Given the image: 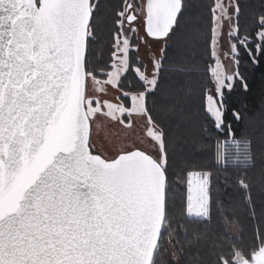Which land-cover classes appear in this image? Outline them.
I'll return each mask as SVG.
<instances>
[{"label": "snow or ice", "instance_id": "snow-or-ice-1", "mask_svg": "<svg viewBox=\"0 0 264 264\" xmlns=\"http://www.w3.org/2000/svg\"><path fill=\"white\" fill-rule=\"evenodd\" d=\"M98 9L91 0H0V264H204L198 249L186 250L174 239L171 251L161 244L164 231L172 228V183L167 134L156 120L148 115L156 156L133 146L108 158L94 154L91 140L99 116L123 122L125 113H150L148 95L159 89L165 70L177 79L191 71L178 62L166 67L164 49L159 58L153 56L151 73L129 57L137 23L143 22L145 44L146 37L170 40L185 4L124 0L116 13L110 63L103 68L90 59V21ZM241 10V0H213L210 9L215 65L209 66L213 88L205 91V100L217 129L226 118L224 92L236 83L248 87L239 71L240 49L253 64L264 59V0L254 33L259 42L241 38ZM226 24L234 41L232 68L217 48ZM130 71L142 82L133 93L121 88ZM90 83L97 94L89 92ZM110 87L130 97L133 106L105 98ZM233 115L240 119L238 112ZM250 145L247 139L233 140L232 158L218 155L217 162L250 165ZM212 175L186 172L189 219L211 218ZM239 184L250 188L245 179ZM217 247L215 264H264V235L249 249Z\"/></svg>", "mask_w": 264, "mask_h": 264}, {"label": "trees", "instance_id": "trees-1", "mask_svg": "<svg viewBox=\"0 0 264 264\" xmlns=\"http://www.w3.org/2000/svg\"><path fill=\"white\" fill-rule=\"evenodd\" d=\"M99 4L92 20L90 59L99 67L110 63L116 13L123 0H91ZM185 9L179 28L172 39L162 40L165 65L178 62L191 71L177 79L170 72L162 73L159 89L150 93L147 106L157 124L167 134V158L172 191L169 201V218L172 228L163 233L161 244L166 251L173 250L171 240L178 241L186 250H199L204 264H215L217 246L228 250L229 244L251 248L264 235V59L253 64L247 53L240 49L239 71L247 83H236L223 94L227 107L224 126L215 127L213 116L207 111L205 91L211 89L209 66L213 62L211 49V7L213 0H183ZM239 18L240 36L248 35L259 42L254 33L258 30L257 18L261 15V0H241ZM234 42V41H233ZM254 47V44L249 45ZM161 54V51H160ZM129 57L135 66L139 58L132 49ZM160 57V55H159ZM139 81L130 71L122 79L124 92L141 90ZM123 98V96L121 97ZM236 111L240 119L233 115ZM231 126V135L229 127ZM251 141L252 163L248 166L227 167L217 157L232 158L233 140ZM188 171L212 172L211 218L207 221L189 219L184 215L186 201L185 175ZM250 185L245 190L239 180ZM251 195V201L248 196ZM226 224L234 226L231 236ZM200 242L196 244V238Z\"/></svg>", "mask_w": 264, "mask_h": 264}, {"label": "rangeland", "instance_id": "rangeland-1", "mask_svg": "<svg viewBox=\"0 0 264 264\" xmlns=\"http://www.w3.org/2000/svg\"><path fill=\"white\" fill-rule=\"evenodd\" d=\"M136 2L139 3L140 0H136ZM136 27L139 29V31L132 35V45L134 46L132 49L135 50L137 59H140L138 65H140L142 68L146 67L147 71L151 73L153 71L152 59L153 56L159 58L162 40H153L146 37L147 43L145 44L143 40L140 39L141 37L145 36L143 31V22L140 21L137 23ZM228 31L229 28L226 24L224 27V38L219 42L217 48L220 54V59L224 65L226 67L232 68L234 65L231 64L229 49L233 41L228 39ZM137 45L138 47H136ZM131 63L133 64V60H131ZM214 65L215 61L213 59L211 66ZM99 79L104 80L106 77L100 76ZM89 92L94 95L97 94L91 83L89 84ZM122 96L123 95H121L120 91L110 87L105 98L112 100L113 103H122L123 105L131 108L133 106V101L131 98L124 96L121 98ZM117 116L120 117V114L117 113ZM120 120L123 122H119V120L107 118L105 116H99L96 119L92 126L91 135L95 153L103 154V156L112 158L120 153L121 150H130L133 146H135L140 149H146L154 156L159 154V149L155 146L156 142L149 133V129L152 127V125L149 123L147 114L133 111L130 115L125 113L122 117H120ZM226 228L231 236L235 234L234 226L226 224Z\"/></svg>", "mask_w": 264, "mask_h": 264}, {"label": "water", "instance_id": "water-1", "mask_svg": "<svg viewBox=\"0 0 264 264\" xmlns=\"http://www.w3.org/2000/svg\"><path fill=\"white\" fill-rule=\"evenodd\" d=\"M145 34V33H144ZM147 38H149V39H153V40H163V38H160V39H154V38H152V37H147ZM94 154H99V153H95L94 152ZM119 154V153H118Z\"/></svg>", "mask_w": 264, "mask_h": 264}]
</instances>
